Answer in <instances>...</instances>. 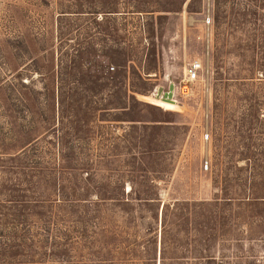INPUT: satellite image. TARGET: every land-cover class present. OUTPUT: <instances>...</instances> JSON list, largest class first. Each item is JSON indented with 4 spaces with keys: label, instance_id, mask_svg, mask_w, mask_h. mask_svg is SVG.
I'll return each mask as SVG.
<instances>
[{
    "label": "rangeland",
    "instance_id": "374dc122",
    "mask_svg": "<svg viewBox=\"0 0 264 264\" xmlns=\"http://www.w3.org/2000/svg\"><path fill=\"white\" fill-rule=\"evenodd\" d=\"M0 264H264V0H0Z\"/></svg>",
    "mask_w": 264,
    "mask_h": 264
},
{
    "label": "built area",
    "instance_id": "2783aa9c",
    "mask_svg": "<svg viewBox=\"0 0 264 264\" xmlns=\"http://www.w3.org/2000/svg\"><path fill=\"white\" fill-rule=\"evenodd\" d=\"M202 70V65L199 62H194L186 70V79L188 82H195L199 79V73Z\"/></svg>",
    "mask_w": 264,
    "mask_h": 264
},
{
    "label": "water",
    "instance_id": "95a60500",
    "mask_svg": "<svg viewBox=\"0 0 264 264\" xmlns=\"http://www.w3.org/2000/svg\"><path fill=\"white\" fill-rule=\"evenodd\" d=\"M174 90L175 86L172 84L167 92L164 91L163 88H160L156 93V99L157 100H163L165 102H172L174 101Z\"/></svg>",
    "mask_w": 264,
    "mask_h": 264
},
{
    "label": "bare ground",
    "instance_id": "6f19581e",
    "mask_svg": "<svg viewBox=\"0 0 264 264\" xmlns=\"http://www.w3.org/2000/svg\"><path fill=\"white\" fill-rule=\"evenodd\" d=\"M158 105H160L161 107H165L166 109L168 110H172V107H173V104L175 103H172V102H165V101H159V102H156Z\"/></svg>",
    "mask_w": 264,
    "mask_h": 264
}]
</instances>
